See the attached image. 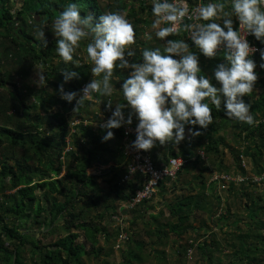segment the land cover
<instances>
[{"label": "trees", "instance_id": "1", "mask_svg": "<svg viewBox=\"0 0 264 264\" xmlns=\"http://www.w3.org/2000/svg\"><path fill=\"white\" fill-rule=\"evenodd\" d=\"M189 1L198 3L197 0ZM70 2L79 6L82 16L91 14L98 20L100 15L106 13L100 0H22L16 10L13 0H0V264H88L87 261L91 259H101L105 264L142 263L146 251L144 240L137 238L138 225L144 227L149 237L156 239L153 241L161 244L170 233L181 237L194 227L188 222L193 211L213 214L211 198L216 197L219 202L215 205L220 206V197L214 194L210 197V193H207L210 182L206 173H214V170L207 165V158L193 157L199 149L204 150L206 156H222L228 172L230 167L225 166L221 145L229 148L234 156L232 168L245 177L241 181V192L252 200V203L246 202V208L252 211L250 218L255 227L250 233L238 236L240 246L233 255L241 254L242 260L260 264L263 259L259 260L260 256L264 254V196L249 191L250 186L246 183H250L253 190L264 184V67H261L264 59L260 54L251 56L257 65L254 69L257 80L252 93L244 97L245 102L251 104V113L255 118L253 125L229 119L222 108L216 109L210 104L213 122L207 129H200V136L189 137L187 133L186 139L178 145L169 142L155 147V160L179 155L187 159L177 177L194 171L198 175L194 174L192 179L185 177L182 181L177 177L161 181L158 194L162 208L159 212L149 213L154 208L150 200L133 210L131 225L137 226L134 229L130 227L128 245L121 250L120 263H113L109 261V256L115 252L116 243L112 247L110 244L119 236V230L115 227L118 204L130 199L142 186L143 180L139 177L126 184L120 183L127 162L122 149L121 127L112 129L114 137L105 142L102 137L106 130L101 127L102 124L95 129L89 120L85 123L86 117L79 109L76 113L80 117L76 116L81 118V122L72 131L69 117H73L75 101L69 103L62 99L58 89L63 83L66 92H76L79 96L82 83L91 75V67L86 63L80 66L64 65L55 52L56 38L50 26ZM138 4V14L147 12L151 15L150 2L138 0ZM114 7L127 12L128 16H136L132 24L135 44L145 45L143 38L137 37L145 32V28L139 25L145 27L151 24V20L142 15L137 17V12L130 14L133 4L129 2L115 0ZM30 21L34 23L33 27L29 25ZM238 24L234 19V29H238ZM40 31L45 32L47 47L39 37ZM168 38H184L199 57L201 74L215 86H220L214 79V69L224 62L222 54L214 58L203 56L185 38V33ZM253 40H256L254 36ZM78 51L83 52V47ZM134 51L135 56L141 55L138 47ZM78 58L84 60L81 55ZM35 64L42 65L44 71L41 76L46 77L40 78L38 84L30 83L27 79ZM63 68L76 71L78 77L65 83L61 72ZM120 71L118 69L117 74ZM32 97L40 105L30 101ZM98 97L102 100L101 105L86 100L97 110L85 115L100 119L99 113L109 108V97L99 94ZM120 98L123 102L122 93ZM56 105L60 106L58 110L53 109ZM123 112L127 118L132 114L133 119L134 113ZM190 127L199 129L198 125H186L185 132ZM230 136L239 145L245 144L242 150L227 142ZM241 155L250 158L253 164L251 169L242 165ZM233 174L231 176L237 175ZM257 176L261 180H255ZM177 180H180L181 186L177 185ZM196 181L199 187L197 192L190 195L182 193L176 201H165L167 194L178 187L183 189L186 184L191 191L196 190L192 188V183ZM228 182L229 189H234L236 181L232 179ZM167 213L170 218L161 221L160 218ZM60 218L63 222L57 224ZM25 219L31 222L32 227L19 225ZM35 227L38 231H35ZM50 237L55 239L46 242L45 239ZM199 247L204 253L208 251L210 257L216 248L214 243L209 245L206 242ZM156 253L159 254L158 251L152 252L154 255ZM161 254L166 256L164 252Z\"/></svg>", "mask_w": 264, "mask_h": 264}, {"label": "clouds", "instance_id": "2", "mask_svg": "<svg viewBox=\"0 0 264 264\" xmlns=\"http://www.w3.org/2000/svg\"><path fill=\"white\" fill-rule=\"evenodd\" d=\"M150 4L152 20L144 39L154 36L163 42V48H143L142 62H130L126 56L136 55L132 48L135 31L125 12H106L97 20L91 14L82 16L76 3H68L52 23L55 52L64 65L80 66L78 50L83 47L84 63L91 66L94 78L79 96L66 92L62 83L58 89L61 98L75 101L73 110L77 112L94 95L111 97L112 81L120 80L115 70L131 68L120 87L123 102L115 103L101 127L106 130L102 140L112 139V129L132 123V114L125 119L123 112L125 107L131 108L138 120L132 144L137 150H151L157 142L178 145L186 139V125L199 126L188 128L189 137L200 136V129L213 122L210 104L222 108L229 119L253 125L251 104L244 97L252 93L257 80V65L251 58L257 49L250 46L247 36L264 44V0H200L191 8L187 0H150ZM234 19L238 29H234ZM181 33L187 34L203 56L223 55L224 62L214 69L219 87L201 74L199 57L184 38L167 39ZM39 37L47 47L45 32L40 31ZM260 55L264 59V51ZM61 72L65 83L78 77L76 71L63 68ZM112 104L109 99L108 107Z\"/></svg>", "mask_w": 264, "mask_h": 264}, {"label": "rangeland", "instance_id": "3", "mask_svg": "<svg viewBox=\"0 0 264 264\" xmlns=\"http://www.w3.org/2000/svg\"><path fill=\"white\" fill-rule=\"evenodd\" d=\"M125 1L129 2L130 4H133V9L131 10L130 14L137 12V17H140L142 15L143 18L152 20V16L148 15L147 12L142 13L141 15L138 14V10L140 11L138 0H120V3L125 2ZM193 1H196V0H193ZM197 1L199 2L200 0H197ZM21 3H22V0H13V4L15 5V10L18 9ZM100 3L102 4L106 12L118 11L114 7L115 0H100ZM121 12H124V11H121ZM125 13L127 15V19L129 20V22L133 24L136 21L135 20L136 16H132V15L128 16L127 12ZM29 25L33 27L34 23L30 21ZM150 25L151 24H147L144 27V25L140 24L139 27L143 29L145 28V31H149ZM50 26H52V24ZM137 37L141 39L143 38V40L145 41V45L134 44L132 45L133 50L136 47H138L140 52H141V49L146 48V47L153 48V46H155V47H161V49L163 48V44H162L163 42L159 41L154 36L152 40H145L144 33L138 34ZM1 52H2V49L0 47V58H1ZM80 55H81V58L84 59V53L81 52ZM139 58H140V55L133 56V57L126 56V59H128L130 62H142ZM82 63H84V60L81 61V64ZM42 71H44V69L42 68V65L35 64V67L29 71L30 75L27 77L28 81H30V83L32 81L36 82V84L40 83V77H41ZM117 71L118 69L115 70L116 74H117ZM131 71H132L131 68H126V69L121 70L120 74H117L120 80L112 81L114 92L111 98H112L113 104L111 108H107L106 111L105 110L103 111L104 113H102L103 114L102 119L91 117V115H85L86 112L90 114L91 111L97 110V108L94 105H88L85 101L84 106L81 108V114L84 113V116L86 117L85 119L89 120V123L93 125L95 129L99 128L101 121L105 118V116L112 114V110H114L115 108V103L122 101V99L120 98L121 97L120 87H121V84L123 83V79L128 77ZM93 78H94L93 74L91 73L90 77L85 82L87 81L90 82ZM34 98L35 97L30 98V101L32 102L36 101ZM93 99L94 100H91L92 102H96L99 104L102 103V100L98 97V95L96 97H93ZM36 103L37 105H40L38 104L39 103L38 100L36 101ZM59 108L60 106L56 105L53 109L58 110ZM130 111L132 112L131 108H130ZM72 113L73 114L71 116L73 117H69L70 121L71 119H74L77 116L80 117V115H78L76 112L73 111ZM185 133H188V132H185ZM227 142H229L231 145H234V147L239 150H242V148L245 146L244 143L241 145L236 143L235 140L232 139V136L228 137ZM220 147L224 153L223 159H224L225 166L230 167V170L228 172L226 171L223 165V162H222V156H218L215 158V157H211L207 155V160H208L207 165L212 170H214V173H208V174L206 173V175L209 176L208 181L210 182V186L207 190V193H210L209 195L214 194L216 196H219L220 206L218 207L215 205L219 202L216 197L211 198L213 202V209H214L213 214L203 212V211H193L192 212L193 214L192 216L189 217L188 222L190 224H193L194 227L189 228L186 231V233L183 234L181 237L176 236L174 233H170L168 237L163 239V243L161 244L156 243L155 242L156 239L154 237H149L144 232V227H142V225H138V232H137L138 237L137 238H139L140 240L142 239L144 240L145 251H146L145 260L139 264H250L245 259L242 260L243 258L240 257L241 254L235 255V256L233 254L237 250V248L240 246L238 236L241 234H248L250 233V231L254 230L255 228L254 222L250 218L252 211L246 208V202L248 201L249 203H252V200L244 196V194H242L241 192V186H242L241 181H243L245 177L241 174H238V172L240 171H237V170L235 171L232 168L234 166V162H233L234 156L231 153L230 149L224 147V145H221ZM241 159H242L241 160L242 165H245L246 168L251 169L253 167V164L249 157H247L246 155H241ZM262 163L264 164V157L262 159ZM233 173H237V175L233 176L235 177L234 180L236 181V184L234 185V189H229L230 182L226 183L222 179L213 180V178L216 177L217 175L218 177L220 175H230V177H232L231 174L234 175ZM194 174L198 175L197 171H194L191 174L184 173L178 176L177 179L180 178V180L181 179L184 180L185 177L187 179H192V176ZM248 175L249 177L252 176V174H248ZM238 178L240 180H238ZM180 180H177L178 186H181ZM231 180L232 178H230V180H227V181H231ZM255 180H261V179L260 177L257 176L255 177ZM247 184L250 186L249 191H254V193H256L257 196L260 194L264 196V184H261L260 186H258L256 190L252 189V185L250 183H246V185ZM186 185L187 186L185 185L183 186V189L178 187L177 189H175L173 193L167 194L165 201L166 200L168 202H170L171 200L176 201L177 198L179 197L178 195L182 193H184L183 195H190L198 191L197 189L199 187L197 185V181L196 183L195 182L192 183V188L194 187L196 188V190L191 191V189H189L188 187L189 185L188 184ZM210 197H212V195ZM157 198H159V196ZM157 198L155 199L156 201L154 202L151 201L152 205H154V208L151 209L152 211L150 212H159L160 209L162 208L163 205L162 206L158 205ZM156 203H157V206H156ZM164 210L167 211V208L164 207ZM222 215L224 216V218L221 219ZM169 218L170 216L167 213L164 215V217L160 218V220L165 222ZM62 222L63 220L61 218L58 221H56L57 224L62 223ZM19 225L24 226V227H32L31 222L29 220L26 221V219L24 221L19 222ZM136 226L131 225V228L134 229ZM34 229L35 231H38L37 227H35ZM43 230H45V228H43ZM52 239H55V238L50 237L49 239H45V241L49 242ZM191 242H196L197 246L195 247L191 256L189 257L187 255L188 253L187 249L189 248L190 246L189 244ZM204 242H206L209 245H212L214 243L216 247L214 248L211 254V257L210 255H208V251L204 253L202 249L199 247ZM115 243L116 241L112 240L110 246L112 247ZM127 245L128 243H125L124 247L121 248L120 250L115 249V252L117 255H115V252L112 251L113 255L109 256V261L110 262L112 261L113 263L114 262L120 263L122 259L121 250L127 247ZM107 250L109 251V249ZM153 251H158L159 254L154 255L152 254ZM161 252H164L166 256L165 257L162 256ZM261 259H262V262L260 264H264V254L260 256L259 260ZM87 262L88 264H105L103 261H101V259L99 260L91 259Z\"/></svg>", "mask_w": 264, "mask_h": 264}, {"label": "built area", "instance_id": "4", "mask_svg": "<svg viewBox=\"0 0 264 264\" xmlns=\"http://www.w3.org/2000/svg\"><path fill=\"white\" fill-rule=\"evenodd\" d=\"M150 2V0H146ZM189 8L195 6L197 2L191 3L187 0ZM199 3V2H198ZM239 28V24H238ZM185 38L189 40L192 44L193 42L187 34L185 33ZM247 39L250 43V46L257 49L252 55L260 54L261 51H264V44L258 43L256 40H253L252 35H248ZM194 45V44H193ZM195 46V45H194ZM199 50V49H197ZM89 81L84 82L81 85V89L87 84ZM80 89V93H81ZM98 95V94H97ZM92 96L89 100H94ZM112 101V98L109 97L108 100ZM102 104V103H100ZM108 107V102H107ZM125 116V115H124ZM109 117L105 116V119L102 121L101 124H104ZM127 119V116H125ZM87 123V119L84 120ZM72 126V131H75V126L81 122V118L75 117L70 121ZM138 120L134 115L131 124H123L121 126L123 131V141H122V149L126 156V165L125 169L126 172L122 176L120 183L126 184L130 180H136L137 178H142L143 183L142 186L137 188L136 191L132 194L131 198L125 201H120L116 210V218H115V227L119 230V236L116 240L115 249L120 250L124 247L125 243H127L130 235V221L132 218L133 210L138 207L144 201H150L156 197L160 189L161 181L171 178L172 180L175 179L178 175V172L184 167L187 163V159L182 156H169L167 159H158L155 160L153 158L154 149L159 142H157L151 150H137L135 149L132 144L133 141L136 139V125ZM70 147H68L69 149ZM200 156L202 159H206V153L204 150L199 149L197 151V155L193 157ZM227 179L230 180L232 178L234 180L235 177H230L229 175H218L213 178L215 179ZM225 180L226 182H228ZM238 180H240L238 178ZM197 246L196 242H191L189 248L187 249V255L190 257L193 250Z\"/></svg>", "mask_w": 264, "mask_h": 264}, {"label": "crops", "instance_id": "5", "mask_svg": "<svg viewBox=\"0 0 264 264\" xmlns=\"http://www.w3.org/2000/svg\"><path fill=\"white\" fill-rule=\"evenodd\" d=\"M175 58H178V57H175ZM123 110H124V111H130V108H129V107H125ZM102 112H103V111H102ZM103 113H104V112H103ZM99 114H100L101 119H102L103 114H102V113H99ZM124 115L126 116V114H124ZM134 115H135V114H134ZM108 116H109V115H108ZM186 134H187V133H186ZM158 196H159V194H157L156 197H155L154 199H152V201H153V202L156 201L155 199H156ZM157 200H158V201H157L158 205H159V206H162L163 203L160 202V201H161V198L159 197V198H157ZM157 203H156V206H157ZM150 204L152 205V203H150ZM150 211H152V210H150ZM150 211H149V213H151ZM156 254H157V253H156ZM115 255H117L116 252H115Z\"/></svg>", "mask_w": 264, "mask_h": 264}]
</instances>
